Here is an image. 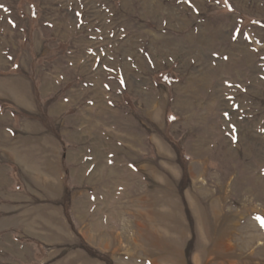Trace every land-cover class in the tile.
Masks as SVG:
<instances>
[{"label": "rangeland", "instance_id": "rangeland-1", "mask_svg": "<svg viewBox=\"0 0 264 264\" xmlns=\"http://www.w3.org/2000/svg\"><path fill=\"white\" fill-rule=\"evenodd\" d=\"M261 220L264 0H0V264H264Z\"/></svg>", "mask_w": 264, "mask_h": 264}, {"label": "snow or ice", "instance_id": "snow-or-ice-1", "mask_svg": "<svg viewBox=\"0 0 264 264\" xmlns=\"http://www.w3.org/2000/svg\"><path fill=\"white\" fill-rule=\"evenodd\" d=\"M261 226H264V220H261Z\"/></svg>", "mask_w": 264, "mask_h": 264}, {"label": "trees", "instance_id": "trees-1", "mask_svg": "<svg viewBox=\"0 0 264 264\" xmlns=\"http://www.w3.org/2000/svg\"><path fill=\"white\" fill-rule=\"evenodd\" d=\"M259 23L263 24V21H258Z\"/></svg>", "mask_w": 264, "mask_h": 264}]
</instances>
